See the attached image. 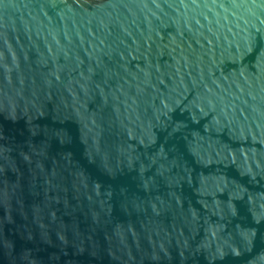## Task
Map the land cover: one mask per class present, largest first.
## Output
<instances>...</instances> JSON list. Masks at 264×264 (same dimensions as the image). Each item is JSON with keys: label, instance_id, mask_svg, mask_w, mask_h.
I'll return each mask as SVG.
<instances>
[{"label": "water", "instance_id": "obj_1", "mask_svg": "<svg viewBox=\"0 0 264 264\" xmlns=\"http://www.w3.org/2000/svg\"><path fill=\"white\" fill-rule=\"evenodd\" d=\"M0 264H264V0H0Z\"/></svg>", "mask_w": 264, "mask_h": 264}]
</instances>
